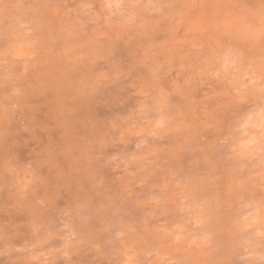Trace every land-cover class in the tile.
Instances as JSON below:
<instances>
[{
    "label": "rangeland",
    "instance_id": "rangeland-1",
    "mask_svg": "<svg viewBox=\"0 0 264 264\" xmlns=\"http://www.w3.org/2000/svg\"><path fill=\"white\" fill-rule=\"evenodd\" d=\"M0 264H264V0H0Z\"/></svg>",
    "mask_w": 264,
    "mask_h": 264
}]
</instances>
